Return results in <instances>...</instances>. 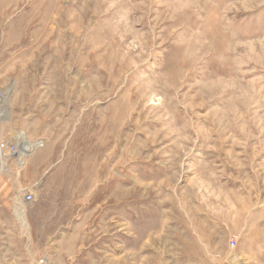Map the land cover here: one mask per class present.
I'll return each instance as SVG.
<instances>
[{
  "label": "rangeland",
  "instance_id": "rangeland-1",
  "mask_svg": "<svg viewBox=\"0 0 264 264\" xmlns=\"http://www.w3.org/2000/svg\"><path fill=\"white\" fill-rule=\"evenodd\" d=\"M11 82L0 264H264V0H0Z\"/></svg>",
  "mask_w": 264,
  "mask_h": 264
},
{
  "label": "built area",
  "instance_id": "built-area-1",
  "mask_svg": "<svg viewBox=\"0 0 264 264\" xmlns=\"http://www.w3.org/2000/svg\"><path fill=\"white\" fill-rule=\"evenodd\" d=\"M14 85L15 82H11L7 87L3 88L0 93V108L2 107L4 96L7 95L6 90L9 91L10 87L14 89ZM11 95L8 96V101ZM6 119L8 118H4V120ZM1 120L2 118L0 117ZM43 146V139L31 138L24 129H18L9 134L8 137L0 134V171H8L11 167L21 171L27 166L30 156ZM24 200L31 203L33 200L32 194H26ZM35 264H48V262L47 259L41 258L36 260Z\"/></svg>",
  "mask_w": 264,
  "mask_h": 264
},
{
  "label": "bare ground",
  "instance_id": "bare-ground-1",
  "mask_svg": "<svg viewBox=\"0 0 264 264\" xmlns=\"http://www.w3.org/2000/svg\"><path fill=\"white\" fill-rule=\"evenodd\" d=\"M12 91H13L12 87H10L9 91L6 90L7 95L4 96L3 104L2 107L0 108V115H1L0 117L1 118L3 117L2 119L9 117L8 96L12 94Z\"/></svg>",
  "mask_w": 264,
  "mask_h": 264
}]
</instances>
